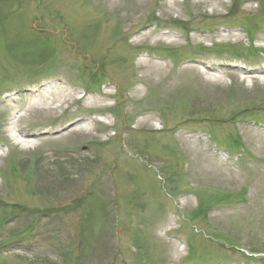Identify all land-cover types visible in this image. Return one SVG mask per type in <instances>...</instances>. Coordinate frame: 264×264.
<instances>
[{
  "label": "rangeland",
  "instance_id": "rangeland-1",
  "mask_svg": "<svg viewBox=\"0 0 264 264\" xmlns=\"http://www.w3.org/2000/svg\"><path fill=\"white\" fill-rule=\"evenodd\" d=\"M0 264H264V0H0Z\"/></svg>",
  "mask_w": 264,
  "mask_h": 264
},
{
  "label": "bare ground",
  "instance_id": "bare-ground-1",
  "mask_svg": "<svg viewBox=\"0 0 264 264\" xmlns=\"http://www.w3.org/2000/svg\"><path fill=\"white\" fill-rule=\"evenodd\" d=\"M109 92V91H108ZM87 125H85V127L84 126H82L81 127V129H87ZM24 137H25V139L23 140V142H21V140H18L17 141V143H19V144H21L22 146H28V144H34V143H36L37 142V140L36 139H34V137L33 136H29V134H27L26 136H25V133H21Z\"/></svg>",
  "mask_w": 264,
  "mask_h": 264
}]
</instances>
